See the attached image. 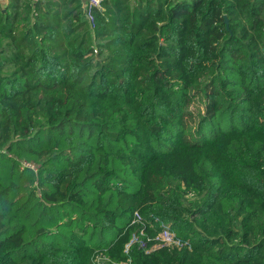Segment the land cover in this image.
Listing matches in <instances>:
<instances>
[{"label":"trees","instance_id":"obj_1","mask_svg":"<svg viewBox=\"0 0 264 264\" xmlns=\"http://www.w3.org/2000/svg\"><path fill=\"white\" fill-rule=\"evenodd\" d=\"M94 17L0 1V264H264V0ZM136 211L191 249L127 254Z\"/></svg>","mask_w":264,"mask_h":264},{"label":"built area","instance_id":"obj_2","mask_svg":"<svg viewBox=\"0 0 264 264\" xmlns=\"http://www.w3.org/2000/svg\"><path fill=\"white\" fill-rule=\"evenodd\" d=\"M83 1L86 18L89 21L90 27L95 29L96 21L94 17V9H102L103 0ZM95 52H98L97 49H95ZM155 222L160 223L161 230L156 235H151L149 233V227H153L154 224H149L141 212L136 211L133 214L130 223L131 225H139V229L133 233L132 238L125 247V252L127 254L130 253L131 247L134 244H138L145 252H151L164 246L178 250H181L182 248L191 249L192 243L188 239L180 238L172 229L171 223L159 221L158 218H155ZM151 242L153 243L152 245H150ZM107 260H109V258L104 253H100L96 258L97 264H107ZM116 264H132L131 258L128 257L126 260H121V262Z\"/></svg>","mask_w":264,"mask_h":264},{"label":"rangeland","instance_id":"obj_3","mask_svg":"<svg viewBox=\"0 0 264 264\" xmlns=\"http://www.w3.org/2000/svg\"><path fill=\"white\" fill-rule=\"evenodd\" d=\"M195 105L200 108V112L192 109L191 114H189V112H188V115L186 116V120L188 122L189 131H191V133L193 134L192 137L198 138L201 134V132L199 131V122H200L199 119L202 116L206 115V112H205V108H204L205 103L196 100Z\"/></svg>","mask_w":264,"mask_h":264},{"label":"crops","instance_id":"obj_4","mask_svg":"<svg viewBox=\"0 0 264 264\" xmlns=\"http://www.w3.org/2000/svg\"><path fill=\"white\" fill-rule=\"evenodd\" d=\"M1 2H3V3H6L8 0H0Z\"/></svg>","mask_w":264,"mask_h":264},{"label":"water","instance_id":"obj_5","mask_svg":"<svg viewBox=\"0 0 264 264\" xmlns=\"http://www.w3.org/2000/svg\"><path fill=\"white\" fill-rule=\"evenodd\" d=\"M227 24H229V20L227 19Z\"/></svg>","mask_w":264,"mask_h":264}]
</instances>
